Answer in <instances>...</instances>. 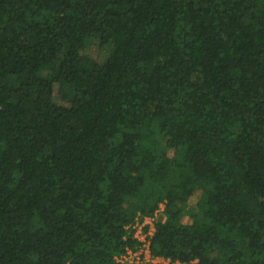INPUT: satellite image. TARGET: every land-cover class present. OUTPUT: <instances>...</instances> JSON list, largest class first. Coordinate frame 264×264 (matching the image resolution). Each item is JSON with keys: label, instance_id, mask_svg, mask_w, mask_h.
I'll return each instance as SVG.
<instances>
[{"label": "trees", "instance_id": "16d2710c", "mask_svg": "<svg viewBox=\"0 0 264 264\" xmlns=\"http://www.w3.org/2000/svg\"><path fill=\"white\" fill-rule=\"evenodd\" d=\"M160 203L152 256L264 264V0H0V264H127Z\"/></svg>", "mask_w": 264, "mask_h": 264}, {"label": "built area", "instance_id": "2783aa9c", "mask_svg": "<svg viewBox=\"0 0 264 264\" xmlns=\"http://www.w3.org/2000/svg\"><path fill=\"white\" fill-rule=\"evenodd\" d=\"M163 209L164 204L160 203L152 215L144 216L142 221L139 219L135 221L133 237L137 240L136 248L127 249L125 253L117 257L118 261L127 264H184L180 262L172 263L169 259L167 262L159 261L160 257H154L150 253V238L155 231L154 224L159 220Z\"/></svg>", "mask_w": 264, "mask_h": 264}, {"label": "rangeland", "instance_id": "374dc122", "mask_svg": "<svg viewBox=\"0 0 264 264\" xmlns=\"http://www.w3.org/2000/svg\"><path fill=\"white\" fill-rule=\"evenodd\" d=\"M81 52L82 54L87 55L98 62H102L109 52V46H100L99 40L97 38H91L88 40ZM71 96L72 90L69 86L66 85L60 87L59 84H55L54 98L58 103L66 105ZM168 153L171 154V152ZM195 202L196 199L192 197L189 202L183 206L184 211L182 219L186 223L190 222V214L195 210Z\"/></svg>", "mask_w": 264, "mask_h": 264}, {"label": "crops", "instance_id": "0c3cea01", "mask_svg": "<svg viewBox=\"0 0 264 264\" xmlns=\"http://www.w3.org/2000/svg\"><path fill=\"white\" fill-rule=\"evenodd\" d=\"M159 261H164V262H167V261H168V259L160 257Z\"/></svg>", "mask_w": 264, "mask_h": 264}]
</instances>
